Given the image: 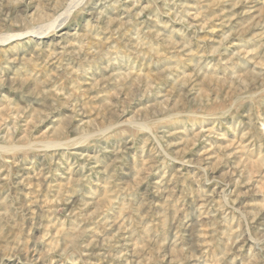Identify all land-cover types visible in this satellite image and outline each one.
<instances>
[{
    "label": "rangeland",
    "instance_id": "rangeland-1",
    "mask_svg": "<svg viewBox=\"0 0 264 264\" xmlns=\"http://www.w3.org/2000/svg\"><path fill=\"white\" fill-rule=\"evenodd\" d=\"M0 264H264V0H0Z\"/></svg>",
    "mask_w": 264,
    "mask_h": 264
},
{
    "label": "bare ground",
    "instance_id": "bare-ground-1",
    "mask_svg": "<svg viewBox=\"0 0 264 264\" xmlns=\"http://www.w3.org/2000/svg\"><path fill=\"white\" fill-rule=\"evenodd\" d=\"M59 27V24H57V23H55L54 25H53V28L54 29H57ZM39 33H42V31H40Z\"/></svg>",
    "mask_w": 264,
    "mask_h": 264
}]
</instances>
